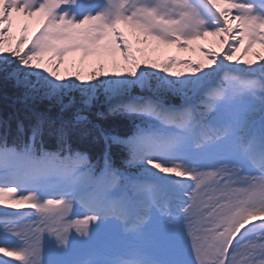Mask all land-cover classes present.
<instances>
[{"label":"snow or ice","instance_id":"snow-or-ice-1","mask_svg":"<svg viewBox=\"0 0 264 264\" xmlns=\"http://www.w3.org/2000/svg\"><path fill=\"white\" fill-rule=\"evenodd\" d=\"M21 20L35 24L31 38L26 25L13 37ZM207 36L236 44L222 58L201 49L187 74L171 57L142 66L134 54L145 50L134 43L159 51ZM237 45L254 58L234 60ZM254 45L264 49V0H0V73L25 97L81 105L70 120L37 116L26 133L18 124V144L0 138V257L10 258L0 264H264V54ZM72 53L79 66L62 73ZM88 60L99 67L85 73ZM101 96L109 113L141 120L127 139L100 133L128 150L136 174L107 151L97 170L69 143L92 131L82 112ZM22 208L33 211H12ZM109 229L136 241L151 232L156 244L73 258Z\"/></svg>","mask_w":264,"mask_h":264},{"label":"trees","instance_id":"trees-1","mask_svg":"<svg viewBox=\"0 0 264 264\" xmlns=\"http://www.w3.org/2000/svg\"><path fill=\"white\" fill-rule=\"evenodd\" d=\"M24 95V89L17 87L14 81L4 78L3 73H0V134L7 133L10 137L19 136L18 124H22L25 133L31 124L35 122L37 116H43L48 119L56 120L63 118L70 120L77 110L81 109L79 97H76L75 103L70 107L61 111L60 105L55 100L42 98L39 96L25 97L26 105L18 102V97ZM104 98L101 96L98 101L93 103L94 106L101 104ZM65 104L68 99L65 98ZM14 108L16 111L11 110ZM100 109V108H99ZM27 110V111H25ZM86 114L90 119V127L92 131L86 135L81 136L73 134L69 140L77 138L80 146L88 147L90 151H99L102 149L101 132L107 136L111 134L127 133L130 119L125 116H113L104 114L102 110H97L96 107L83 109L82 114ZM94 126V127H92ZM24 135V134H23ZM45 143H49L50 147L56 146L54 138L45 135Z\"/></svg>","mask_w":264,"mask_h":264},{"label":"rangeland","instance_id":"rangeland-1","mask_svg":"<svg viewBox=\"0 0 264 264\" xmlns=\"http://www.w3.org/2000/svg\"><path fill=\"white\" fill-rule=\"evenodd\" d=\"M26 25L28 27V32L25 33V35H27L29 38H31L32 33L35 30V24L31 21H27V20H21L19 22H17L14 27H13V37H18L21 33H20V27ZM221 39L220 37H213V36H207L204 37L199 41V44H197L196 48L198 49L199 52L195 51V48H193L194 46V42L193 41L191 43H187L185 44L184 41H181V45H183L182 47H177L176 45H171V46H164V45H160L159 46V51H152V48L157 47L154 42L152 43V45L146 46L143 44H135L133 45L134 48H142L144 47V51L143 52H135L134 54L136 55L137 59L140 60L141 65L144 64L145 61H155V59L162 61L163 58L164 59H168L170 55L172 56H178L180 58H191L193 59L196 63H200V62H204V55L201 52V48L202 46L207 47V49L209 51H213L215 52L218 56H220L222 58L223 54L225 51L228 50V48L232 45H234L236 43V41L233 40H228L227 43L225 44H221ZM204 52H207V50H203ZM254 52H259L261 54H264V49H262L259 45H254L253 46V50ZM118 56V54H117ZM235 57H237V54H234V60L236 59ZM243 59H253L254 57L252 56V53L250 52L248 55L243 56ZM79 58H80V54L79 53H72L69 54V56L66 58V63L65 65L61 66V72L63 73L65 68H69L70 70H75V66H79ZM119 58V57H117ZM99 67V64L94 62L93 60H88L85 61L84 64V71L85 73L88 72L91 67ZM106 68H108V70H111V65L110 64H106L105 65ZM23 209V208H22ZM21 210V209H18Z\"/></svg>","mask_w":264,"mask_h":264},{"label":"bare ground","instance_id":"bare-ground-1","mask_svg":"<svg viewBox=\"0 0 264 264\" xmlns=\"http://www.w3.org/2000/svg\"><path fill=\"white\" fill-rule=\"evenodd\" d=\"M241 51H243V49H242ZM249 53H250V52H249ZM249 53H248V54H249ZM248 54H247V55H248ZM239 55H241V56H245L243 52H239ZM24 98H25V97H23V96L18 97V102H19L20 104L26 105L27 102L25 101ZM27 105H28V104H27ZM91 107H97V106H91ZM101 109H102V112H103L104 114H107V111H106L103 107H101ZM11 110L16 111L14 108H12ZM25 111H27V110H25ZM109 115L116 116L115 114H109ZM116 117H117V116H116ZM131 128H132V125H131V122H130V125H128L127 129H131ZM120 135H124V134L121 133ZM14 142H18V141H14ZM93 154L96 155L97 153H94V152H93ZM116 158H121L120 160H121V162H122V160L128 159L129 156H125V155H123V153L120 152L119 150H118V151H117V150H114V155L112 156V159L115 160Z\"/></svg>","mask_w":264,"mask_h":264}]
</instances>
